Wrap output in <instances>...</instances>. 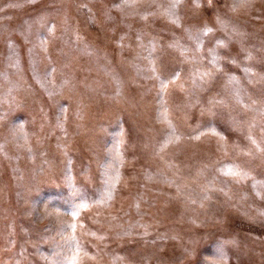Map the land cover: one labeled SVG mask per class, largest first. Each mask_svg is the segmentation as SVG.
I'll return each mask as SVG.
<instances>
[{
  "label": "rangeland",
  "instance_id": "rangeland-1",
  "mask_svg": "<svg viewBox=\"0 0 264 264\" xmlns=\"http://www.w3.org/2000/svg\"><path fill=\"white\" fill-rule=\"evenodd\" d=\"M0 73V264H264V0H0Z\"/></svg>",
  "mask_w": 264,
  "mask_h": 264
},
{
  "label": "snow or ice",
  "instance_id": "snow-or-ice-1",
  "mask_svg": "<svg viewBox=\"0 0 264 264\" xmlns=\"http://www.w3.org/2000/svg\"><path fill=\"white\" fill-rule=\"evenodd\" d=\"M209 4H213V0H208ZM217 2H219V0H217ZM28 4H35L36 0H27ZM181 3V0H169V8L170 9H175L178 8L179 5ZM198 6V5H197ZM117 7H120L119 5H117ZM142 19H146V17H141ZM109 19H111V17H109ZM177 19H179V17H177ZM173 23H176V21H173ZM189 32V38L190 39H195L196 41V50L199 51L203 45H204V40L201 37H207L210 33L213 32V29L211 27H208L207 25H204L203 27L197 28L194 32L191 29L187 30ZM239 34V33H237ZM141 40V37L139 35L136 36V41L139 42ZM149 44L152 45V47L150 49H148V55L144 57V59L149 61V72L151 73H155L158 71L157 65L159 63V58L157 56L158 51H164V48L162 47L161 49H157L155 44L156 42L154 41H149ZM168 49H175L176 48V44L175 43H169L166 46ZM228 47V43L225 42V40L223 39H216L215 40V46L212 49L208 50V63L209 64H213V65H218L220 60L222 59V57H220L216 51L217 48H227ZM45 51H47V49H45ZM180 54L183 55L184 52L187 51L186 48H181L179 49ZM244 51V50H242ZM194 59H196L194 57ZM244 59L248 60V61H252L255 59V57L253 56L251 51H245V55H244ZM229 63H236L235 59H232L229 61ZM222 68L220 67H216V72H221ZM243 71L247 74L251 72V68L250 67H244ZM196 73L199 74V87L200 88H204L207 84L210 83V81L212 79H214V75L213 72L211 71H204L203 73H199V69L196 70ZM3 74L0 73V76H2ZM175 76L176 74H174V78L172 80H169L168 83H174L175 82ZM234 78L233 77H229V81H232ZM261 81H264V76L260 77V80L257 81V83H260ZM249 83H252L251 80H249ZM162 87L166 88L167 85H165L163 82H161ZM237 103H241V101L238 99ZM257 101L253 100L252 104H256ZM261 105L264 106V98L261 99L260 101ZM217 105L223 104V101H216ZM63 111H67L66 109H64ZM211 111V110H209ZM166 115V114H165ZM58 126H62V124L58 125ZM198 139V137H197ZM249 139H251V137H249ZM253 143H255V141H253ZM3 146L0 145V149H2ZM225 174H232L235 175L236 173L232 172L231 169H229ZM73 215H75V213H73ZM124 236H131L132 233L129 230H125L123 233ZM235 243V242H233Z\"/></svg>",
  "mask_w": 264,
  "mask_h": 264
}]
</instances>
